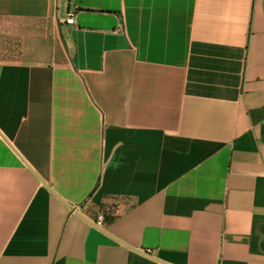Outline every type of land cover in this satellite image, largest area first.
Listing matches in <instances>:
<instances>
[{
    "label": "crops",
    "instance_id": "1",
    "mask_svg": "<svg viewBox=\"0 0 264 264\" xmlns=\"http://www.w3.org/2000/svg\"><path fill=\"white\" fill-rule=\"evenodd\" d=\"M0 264H264V0H0Z\"/></svg>",
    "mask_w": 264,
    "mask_h": 264
},
{
    "label": "built area",
    "instance_id": "2",
    "mask_svg": "<svg viewBox=\"0 0 264 264\" xmlns=\"http://www.w3.org/2000/svg\"><path fill=\"white\" fill-rule=\"evenodd\" d=\"M74 13L70 12L68 15H67V19H66V22L70 25H74L75 23V18H74ZM102 217H99V220L96 222V225L98 226H101L102 225Z\"/></svg>",
    "mask_w": 264,
    "mask_h": 264
},
{
    "label": "water",
    "instance_id": "3",
    "mask_svg": "<svg viewBox=\"0 0 264 264\" xmlns=\"http://www.w3.org/2000/svg\"><path fill=\"white\" fill-rule=\"evenodd\" d=\"M80 216H81L82 218H84L83 215L80 214ZM84 219H86V218H84ZM86 220H88V219H86ZM88 221H89V220H88ZM89 222H90V221H89ZM90 223L93 224V225H95V224L92 223V222H90Z\"/></svg>",
    "mask_w": 264,
    "mask_h": 264
}]
</instances>
